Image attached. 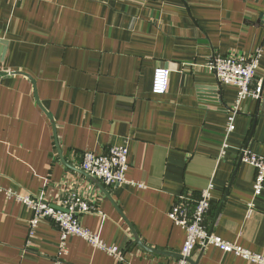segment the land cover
Returning <instances> with one entry per match:
<instances>
[{
	"label": "crops",
	"instance_id": "1",
	"mask_svg": "<svg viewBox=\"0 0 264 264\" xmlns=\"http://www.w3.org/2000/svg\"><path fill=\"white\" fill-rule=\"evenodd\" d=\"M260 47L261 97L243 102L226 139L237 89L206 64ZM158 67L171 70L164 95L152 90ZM0 71V264H174L186 231L170 206L210 183L209 230L264 256V192L255 197L256 171L239 162L246 143L264 156V0H0ZM127 143V178L143 186H109L80 168L85 152ZM9 189L56 206L85 194L97 213L81 223L124 259L76 235L61 255L48 221L29 241L32 211ZM131 227L172 254L143 249ZM192 259L256 264L213 245Z\"/></svg>",
	"mask_w": 264,
	"mask_h": 264
},
{
	"label": "built area",
	"instance_id": "2",
	"mask_svg": "<svg viewBox=\"0 0 264 264\" xmlns=\"http://www.w3.org/2000/svg\"><path fill=\"white\" fill-rule=\"evenodd\" d=\"M262 56V48H258L251 55L241 53H229L226 55H215L206 64V68L213 73L218 81L224 85H230L237 89L236 99L231 108L228 109V124L226 128V139L235 130L236 116L241 113L244 101L249 98L259 99L261 97L263 83L256 82L255 78L259 69ZM171 70L168 67H158L154 72L153 93L164 95L168 91ZM226 143L224 147H226ZM224 153V151H223ZM129 144L114 145L106 153L96 154L85 152L80 168L88 175L101 180L109 186L135 183L127 178L129 169ZM242 162L254 167L256 177L254 181V195L259 197L264 192V156L241 148ZM213 184L210 183L201 192L198 200L182 194L170 206L168 215L172 222L186 231V240L181 249L179 258L174 264H190L187 258H192L196 248H206L213 245L228 254L242 257L252 263L264 264V256L240 245L228 242L221 237L210 233L206 224V218L211 210ZM9 197L17 200L32 211L29 221L28 239H32L43 221L56 225L60 231V254L67 253L66 241L70 235H76L86 240L94 249L104 251L116 258L118 261L124 259V250L115 244L107 243L99 233L85 227L81 223L84 214L97 213L93 201L80 192L72 191L61 201L59 206L53 205L42 197L30 193L22 194L9 189ZM254 203L250 202L249 213L252 212Z\"/></svg>",
	"mask_w": 264,
	"mask_h": 264
},
{
	"label": "water",
	"instance_id": "3",
	"mask_svg": "<svg viewBox=\"0 0 264 264\" xmlns=\"http://www.w3.org/2000/svg\"><path fill=\"white\" fill-rule=\"evenodd\" d=\"M0 74H4V73L0 71ZM247 147H248V143H246V145H245V148H247ZM239 162H242L241 157H240V161H239ZM86 174H87V173H86ZM91 177H92V176H91ZM131 230H132V233H133V235H134V241H135L136 243H138V244L140 245V247H142L143 249L148 250V251H152V252H159V253H165V254H172V253H167V252L158 251L157 249H153V248H151V247H148L147 245H145V244L141 241L139 235L136 233V231L134 230L133 227H131ZM210 233H213V232H212V229L210 230ZM178 257H179V258H182V255H181V254H178ZM187 260H188V262H189L190 264H198V261H194L192 258H187Z\"/></svg>",
	"mask_w": 264,
	"mask_h": 264
}]
</instances>
